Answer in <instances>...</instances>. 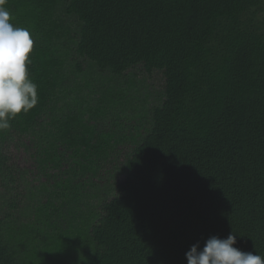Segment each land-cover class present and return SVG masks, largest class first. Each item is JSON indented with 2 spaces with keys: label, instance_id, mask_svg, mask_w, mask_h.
I'll use <instances>...</instances> for the list:
<instances>
[{
  "label": "trees",
  "instance_id": "1",
  "mask_svg": "<svg viewBox=\"0 0 264 264\" xmlns=\"http://www.w3.org/2000/svg\"><path fill=\"white\" fill-rule=\"evenodd\" d=\"M5 7L39 102L0 131V264L264 257V0Z\"/></svg>",
  "mask_w": 264,
  "mask_h": 264
},
{
  "label": "clouds",
  "instance_id": "2",
  "mask_svg": "<svg viewBox=\"0 0 264 264\" xmlns=\"http://www.w3.org/2000/svg\"><path fill=\"white\" fill-rule=\"evenodd\" d=\"M7 0H0V131L10 128V121L27 113L39 102L38 86L28 72L34 42L27 29L15 27ZM236 236H213L203 248L199 244L186 252L187 264H264V257L234 247Z\"/></svg>",
  "mask_w": 264,
  "mask_h": 264
},
{
  "label": "rangeland",
  "instance_id": "3",
  "mask_svg": "<svg viewBox=\"0 0 264 264\" xmlns=\"http://www.w3.org/2000/svg\"><path fill=\"white\" fill-rule=\"evenodd\" d=\"M9 155H12V157L15 159V163H16V166L18 168L21 169H25L29 166V164H27L25 161V156L24 154L22 153L21 150H16L15 148H13V146H11L9 148Z\"/></svg>",
  "mask_w": 264,
  "mask_h": 264
}]
</instances>
